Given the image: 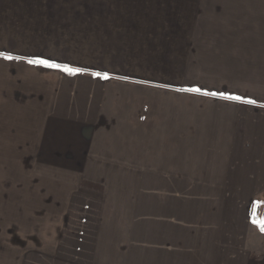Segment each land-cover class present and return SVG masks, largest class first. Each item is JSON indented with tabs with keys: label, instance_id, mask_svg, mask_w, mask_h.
I'll return each instance as SVG.
<instances>
[{
	"label": "crops",
	"instance_id": "obj_1",
	"mask_svg": "<svg viewBox=\"0 0 264 264\" xmlns=\"http://www.w3.org/2000/svg\"><path fill=\"white\" fill-rule=\"evenodd\" d=\"M107 2L0 0V52L20 57H0V141L26 127L48 175L28 183L44 192L24 210L43 213L16 220L23 236L0 226V264H264V102L188 61L183 38L139 25L126 47Z\"/></svg>",
	"mask_w": 264,
	"mask_h": 264
},
{
	"label": "rangeland",
	"instance_id": "obj_2",
	"mask_svg": "<svg viewBox=\"0 0 264 264\" xmlns=\"http://www.w3.org/2000/svg\"><path fill=\"white\" fill-rule=\"evenodd\" d=\"M106 1L116 16L109 21L115 22L116 36L126 47L131 39L135 40L134 34H139V25L151 28L149 39H153L155 31L163 39L171 38L174 42L177 38H183L192 51L188 61L194 59L195 66L201 67L206 73L218 74V77L227 78L229 82H239L240 86L243 84L244 90L253 88L255 93L252 97L264 102V0ZM141 4L145 6L141 13L133 11ZM122 7L124 13L120 12ZM25 128H21L18 142L10 138L16 139V133L5 135L8 141H0V226L11 225V230L18 231L21 237V228L27 226L18 224L16 220L19 217L33 219L35 216L30 212L33 209L43 213L39 210L43 206L38 205V200L30 207L32 210L25 211L24 207L29 206L26 205L29 196L37 199L39 193L43 194L44 190H35L34 186L37 188L42 182V187L48 176L34 172L43 169L37 167L42 165V159L33 158L35 152L31 158L27 157L28 144L31 142L27 141L29 133ZM27 187L31 189H22ZM260 199L262 203L258 214L264 219V195ZM26 223L31 224L28 229L39 230L44 224L36 221ZM260 240L264 241V235Z\"/></svg>",
	"mask_w": 264,
	"mask_h": 264
},
{
	"label": "snow or ice",
	"instance_id": "obj_3",
	"mask_svg": "<svg viewBox=\"0 0 264 264\" xmlns=\"http://www.w3.org/2000/svg\"><path fill=\"white\" fill-rule=\"evenodd\" d=\"M0 57H3L4 59H7V60L20 58V57H13V56H11L7 53H4V52H0ZM28 63L43 65V66H46L49 68H53V69L65 72L69 75L83 74L86 71V69H84V68L72 67L68 64H60V63H56L52 60H47V59H32V60H29ZM92 75L96 76V77H102L104 79L110 78L107 73L93 72ZM177 90L201 94V95H206V96H215V97H218L220 99L236 101V102L244 103V104H256L255 100L245 99L244 97L239 96V95L225 94L223 92H209L206 90H202L200 87L181 88V89H177ZM261 203L262 202H260V201L256 202V205L253 209V220H252V222L254 224L258 225L260 227V230L262 232H264V219L257 218L258 217L257 209L261 206Z\"/></svg>",
	"mask_w": 264,
	"mask_h": 264
},
{
	"label": "water",
	"instance_id": "obj_4",
	"mask_svg": "<svg viewBox=\"0 0 264 264\" xmlns=\"http://www.w3.org/2000/svg\"><path fill=\"white\" fill-rule=\"evenodd\" d=\"M257 213H258V210H257Z\"/></svg>",
	"mask_w": 264,
	"mask_h": 264
},
{
	"label": "trees",
	"instance_id": "obj_5",
	"mask_svg": "<svg viewBox=\"0 0 264 264\" xmlns=\"http://www.w3.org/2000/svg\"><path fill=\"white\" fill-rule=\"evenodd\" d=\"M73 67V66H72Z\"/></svg>",
	"mask_w": 264,
	"mask_h": 264
}]
</instances>
